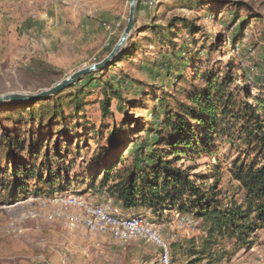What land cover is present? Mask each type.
Returning a JSON list of instances; mask_svg holds the SVG:
<instances>
[{
	"label": "rangeland",
	"instance_id": "rangeland-1",
	"mask_svg": "<svg viewBox=\"0 0 264 264\" xmlns=\"http://www.w3.org/2000/svg\"><path fill=\"white\" fill-rule=\"evenodd\" d=\"M129 2L0 0V95L38 93L78 69L102 61L126 26ZM136 5L133 29L122 49L138 47L131 57L118 62L117 56L111 61L114 66L109 73L103 71L94 75L98 77L96 79L88 75L77 79L73 88H80L83 97L75 109L66 103L72 89L56 95L55 100L65 102L61 109L63 118L58 120L55 112L49 115L51 104L43 99L0 104V192L6 184L20 185L17 167L25 173L31 166L39 169L48 165L55 171H62L66 180L74 179L90 166L97 165L96 157L101 159V154L109 146L107 137L114 130H118L121 141L116 151L127 155V147L130 151L140 139L145 141L154 137L152 132L141 129L154 120L153 110L162 107L155 98L183 101L180 89H188L196 70L208 63L221 67L232 59L234 75L244 71L249 80L256 75L258 68L254 64L261 63L264 57V0H137ZM182 19L186 21L180 23ZM153 25L156 32L161 33L172 27L169 36L150 31L148 28ZM187 25L191 26L187 28ZM239 26L244 33L240 39ZM183 43H187L189 53L186 70H180L182 73L178 79L177 68L173 69L172 75L159 78L157 71L167 59L180 67V61L168 57L167 53L181 49ZM212 43L216 46L209 50L208 45ZM206 46L208 50L203 49ZM182 55L186 57V52ZM155 59L160 63L158 68L148 63ZM263 69L260 66L259 71ZM108 75L129 77L122 83V110L113 97L109 99L108 110H102L103 84ZM240 79L238 76L236 83ZM90 82L94 86L85 88L84 84ZM172 107V110L176 109L174 105ZM30 111H36L35 122L27 114ZM47 116L51 117L43 123ZM124 119L127 125L123 129ZM40 121L42 123H37ZM127 135L135 139L133 144L129 143ZM201 135L199 140L206 144V150L200 144L199 152L188 153L187 158H180L175 165L189 170L192 179H197V184L203 187L214 184L212 171L217 169L219 177L215 190L221 192L218 197L224 203L231 195L237 199L242 192L238 191V183L231 178L228 169L239 148L233 150V144L226 137L219 138L214 133L209 138ZM207 139L212 141L211 144ZM239 143L234 141L237 147ZM108 153H113L111 148ZM132 158V154L128 155L126 163ZM200 177L208 179L202 181ZM35 182L34 178L29 183ZM84 189L83 195L92 204L102 202L104 193H107L97 184L92 189ZM56 196L20 194L16 198L0 200V264L22 260L12 256L25 250L32 256L42 252L52 262L47 253L49 249L60 259L65 254L69 264H181L187 259V254L177 250L173 262L169 263V257L165 259L158 244L144 239H131L120 245L109 232L90 233L82 228L67 231L61 217L50 221L44 215L62 210L77 215L83 211L61 208V204L54 200ZM38 197L45 199L43 207L35 201ZM110 199L111 206L120 214L144 216L166 244L168 252L169 245L177 242L183 250L192 245L204 250L198 264H264V227L245 234L242 240L217 232L208 236L203 221L188 212L180 213L165 206L157 212L146 207L126 211L118 200ZM33 210L40 213L39 217L26 218ZM178 215L193 218L196 227L181 225ZM9 221L17 223L15 227L20 229L19 234L5 232L4 227ZM41 240L46 246L39 244ZM149 258L152 260L148 261Z\"/></svg>",
	"mask_w": 264,
	"mask_h": 264
},
{
	"label": "trees",
	"instance_id": "trees-1",
	"mask_svg": "<svg viewBox=\"0 0 264 264\" xmlns=\"http://www.w3.org/2000/svg\"><path fill=\"white\" fill-rule=\"evenodd\" d=\"M137 8L138 5H136ZM185 21L186 19H182L180 23ZM190 26L187 25V28ZM153 27L155 25L148 29L164 37L169 36V30L172 28L169 27L166 32L161 33L156 32V27L154 29ZM238 28L240 39L244 33L240 26ZM191 42L193 43L194 40ZM215 46L216 44L212 43L208 45V49L214 50ZM137 47L138 45L124 47L117 61L131 57ZM204 48L206 50L207 46ZM185 52L186 57H183L182 53ZM188 55V45L183 43L181 49H174L167 53L168 57H174L180 61V67L178 63L167 59L166 64H162L156 75L163 78L166 75H172L173 69L177 68L179 72L176 79H178L181 71L186 70L189 62L186 59ZM226 62L221 64V67L208 63L206 67L198 68L193 74V81L188 84L189 88L179 91L180 95H183V101L179 98L171 101L172 98L156 97L155 100L162 107L153 110L154 120L141 129L143 132H152L154 137L145 141L140 139L130 151H128L130 147H127V155L116 151L121 141L118 130H114L107 137L109 146L101 154V159L96 157L99 161L97 165L90 166L81 175L66 180L62 171H55L48 165H42L39 169L31 166L25 173L17 167L16 174L21 177L20 185L8 186L6 184L3 186L2 190L5 193L0 192V200L16 198L20 194H34V196L83 194L86 192L84 188L92 189L97 184V187L105 188L110 198L118 200L126 211L146 207L157 212L165 206L175 208L180 213L188 212L193 218L203 221L205 227L208 228V236L217 232L229 238L236 237L242 240L245 234L264 227V69L259 71L260 66L264 67V57L261 63L254 64L258 71L251 80L244 71H241L239 75H234L232 59ZM148 63L155 68H158L160 64L158 59ZM113 66L114 63H110L108 67L92 71L87 75L96 79L98 77L94 75L103 71L109 73ZM238 76L241 79L239 83H236ZM127 78L129 77L126 75L106 77L102 90L104 100L101 106L104 112L108 110L109 99L112 97L117 99V106L122 110L124 101L121 95L122 83L128 81ZM75 81L59 93L43 98L47 104H51L49 115L55 112L58 120L64 117L61 109L65 102H58L55 97L70 89L72 91L68 94L70 100L66 102L67 105H71L74 109L80 105L83 93L80 88L74 90ZM84 85L87 88L92 83ZM252 91L257 93L253 94ZM173 105L176 109L172 110ZM35 112H27L33 122L36 118ZM50 117L47 116L43 123ZM123 122L122 128L124 129L127 124L125 119ZM213 133L219 138H228L233 144V150L239 148V153L231 161L228 173L238 183L237 189L242 193L237 199L231 195L227 203L218 197L221 192L215 190L219 177L217 169L212 171L213 178H215L214 184L203 187L197 184V179H192L189 170L175 165L180 158H187L188 153L199 152L201 134L209 138ZM126 138L129 143L135 142L131 135H127ZM235 140L240 142L238 147L234 145ZM208 141L211 144L212 141ZM21 145L19 147L24 150ZM163 145L165 147H162ZM201 146L206 150L204 142ZM110 148L113 151L111 154L108 153ZM130 154L133 158L126 163L127 156ZM34 178L36 182L29 183ZM200 179L204 181L208 178L200 177ZM73 187L77 188L71 189ZM182 200L186 203L182 204ZM192 246L183 250L177 242L170 244L168 262H173L171 260L175 252L179 250L187 254V259L181 264H198L204 255V250ZM160 253H164L163 248ZM150 260L152 259L149 258L148 261Z\"/></svg>",
	"mask_w": 264,
	"mask_h": 264
},
{
	"label": "built area",
	"instance_id": "built-area-1",
	"mask_svg": "<svg viewBox=\"0 0 264 264\" xmlns=\"http://www.w3.org/2000/svg\"><path fill=\"white\" fill-rule=\"evenodd\" d=\"M61 204L63 209H77L83 213H66L65 210L59 212H50L44 215V218L50 221L61 217L66 230L71 231L73 228H82L90 233L109 232L114 239L120 244L124 245L131 239H144L146 241L155 242L163 248V255L165 259L168 257V249L166 244L162 241L157 232L153 229L152 224L147 219L139 214L136 215H122L111 206V199L107 193H104L102 202L94 203L88 202V198L83 194L65 193L57 194L54 199ZM39 207H43L45 199L43 197L36 198ZM39 212L33 210L26 218L39 217ZM75 214V215H74ZM180 223L183 226L195 228L197 222L187 215H178ZM17 223L9 221L5 225V232L8 234L17 235L20 231L15 227ZM46 242L41 240L40 245L46 246ZM35 264H52L46 256L40 252L34 257ZM62 264H69L68 258L62 255Z\"/></svg>",
	"mask_w": 264,
	"mask_h": 264
},
{
	"label": "water",
	"instance_id": "water-1",
	"mask_svg": "<svg viewBox=\"0 0 264 264\" xmlns=\"http://www.w3.org/2000/svg\"><path fill=\"white\" fill-rule=\"evenodd\" d=\"M137 0H130L129 2V13L126 26L119 37L118 41L114 45L113 49L110 53L105 57L102 61L98 63H93L87 67L78 69L77 71L71 73L66 78L60 80L55 83L53 86L41 90L38 93H23V92H14V93H6L0 95V104L5 102H35L37 100L52 96L54 94L59 93L63 89L67 88L71 85L75 80L79 79L81 76L87 75L92 71L101 70L102 68L108 66L111 61H113L117 56H119L122 47L124 46L127 38L129 37L133 25H134V14L136 9Z\"/></svg>",
	"mask_w": 264,
	"mask_h": 264
},
{
	"label": "crops",
	"instance_id": "crops-1",
	"mask_svg": "<svg viewBox=\"0 0 264 264\" xmlns=\"http://www.w3.org/2000/svg\"><path fill=\"white\" fill-rule=\"evenodd\" d=\"M48 254H50V257H49V259L53 262H51L52 264H62L61 263V259L59 258V255H57L56 253H54V252H52V250H50L49 249V251L47 252ZM37 255V254H36ZM13 258L15 257V258H21L22 260H17V261H13V264H35V262H34V257L35 256H32V255H30V252H28L27 250H25V251H21V253L19 252L18 254H16V255H13L12 256ZM30 258V260L29 261H26L25 259L26 258ZM6 264H8V263H6Z\"/></svg>",
	"mask_w": 264,
	"mask_h": 264
}]
</instances>
